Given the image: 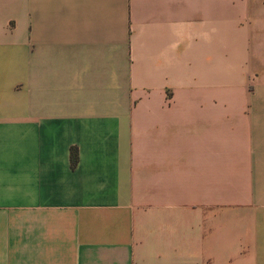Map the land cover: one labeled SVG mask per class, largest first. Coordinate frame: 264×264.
<instances>
[{"label":"crops","instance_id":"obj_1","mask_svg":"<svg viewBox=\"0 0 264 264\" xmlns=\"http://www.w3.org/2000/svg\"><path fill=\"white\" fill-rule=\"evenodd\" d=\"M0 264H264V0H0Z\"/></svg>","mask_w":264,"mask_h":264},{"label":"trees","instance_id":"obj_2","mask_svg":"<svg viewBox=\"0 0 264 264\" xmlns=\"http://www.w3.org/2000/svg\"><path fill=\"white\" fill-rule=\"evenodd\" d=\"M77 162H78V155H77L76 150L74 149L73 150V165H76Z\"/></svg>","mask_w":264,"mask_h":264}]
</instances>
